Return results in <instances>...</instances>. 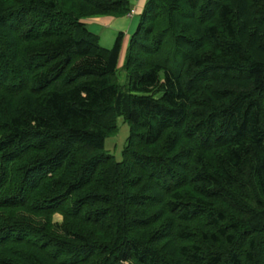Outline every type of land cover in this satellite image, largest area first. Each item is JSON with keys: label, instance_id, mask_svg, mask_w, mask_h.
I'll return each instance as SVG.
<instances>
[{"label": "trees", "instance_id": "1", "mask_svg": "<svg viewBox=\"0 0 264 264\" xmlns=\"http://www.w3.org/2000/svg\"><path fill=\"white\" fill-rule=\"evenodd\" d=\"M132 11L0 0V264H264V0H148L122 84Z\"/></svg>", "mask_w": 264, "mask_h": 264}, {"label": "rangeland", "instance_id": "2", "mask_svg": "<svg viewBox=\"0 0 264 264\" xmlns=\"http://www.w3.org/2000/svg\"><path fill=\"white\" fill-rule=\"evenodd\" d=\"M93 19V18H92ZM93 32V31H92ZM119 30H115L112 28L104 29L100 31L99 36L101 37V46L107 49H110L114 46L115 41L117 39ZM130 37H126L124 41V46L127 41H129ZM127 48H124L120 54L118 70L120 71V81L122 84L127 83L126 73L123 72V67L126 62ZM118 132L115 135L110 136L105 143L106 151H108L111 155H113L117 161L123 160V152L127 143V139L130 134V126L127 122H125L124 118L118 119ZM62 217L60 215H55L54 221L61 222Z\"/></svg>", "mask_w": 264, "mask_h": 264}, {"label": "crops", "instance_id": "3", "mask_svg": "<svg viewBox=\"0 0 264 264\" xmlns=\"http://www.w3.org/2000/svg\"><path fill=\"white\" fill-rule=\"evenodd\" d=\"M147 1L148 0H132V7L133 10L135 11L134 15L130 14L122 18H115V17L93 18L86 20L85 23L87 24L88 28L91 31H93L98 35L100 31H103L104 29L112 28L124 33L126 37L128 36L131 37L135 33L139 25L140 15L144 10ZM128 43L129 41H127L125 46L123 44V49L128 47Z\"/></svg>", "mask_w": 264, "mask_h": 264}, {"label": "built area", "instance_id": "4", "mask_svg": "<svg viewBox=\"0 0 264 264\" xmlns=\"http://www.w3.org/2000/svg\"><path fill=\"white\" fill-rule=\"evenodd\" d=\"M134 14H135V11L133 10L132 13H131V15H134Z\"/></svg>", "mask_w": 264, "mask_h": 264}]
</instances>
